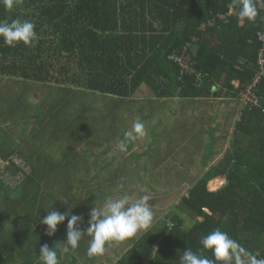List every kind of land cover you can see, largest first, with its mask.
Returning <instances> with one entry per match:
<instances>
[{
  "label": "trees",
  "instance_id": "obj_1",
  "mask_svg": "<svg viewBox=\"0 0 264 264\" xmlns=\"http://www.w3.org/2000/svg\"><path fill=\"white\" fill-rule=\"evenodd\" d=\"M230 3L231 0H19L10 10L0 4V21L29 20L37 33L33 46L20 42L11 47L0 37V83L4 82L16 101L11 114L25 115V119L36 117L51 124L52 129L47 142L42 133L35 134L34 141L29 138L24 145L16 143L10 148L0 140V160L7 162L5 170L18 179L17 184L10 185L0 175V264H42L37 234L43 230L39 225L34 227L29 217L33 201H55L51 198L58 195L42 187L48 182L64 181L66 176L56 173L54 166L63 167L67 158L73 164L83 160L82 149L73 155L67 146L62 157H50V143H55L56 137L69 146L70 130L84 137L92 134L109 142L116 140L121 122L113 117L122 118L136 103L135 95L143 85L152 91L149 96L160 99L208 98L215 94L240 98L258 71L262 45L258 31L264 7L258 6V15L250 22L241 19L239 9L230 8ZM230 11L227 20L221 18ZM193 38L198 39L194 43L195 66L206 75L197 79L185 74L180 78L181 65L170 55L182 54ZM235 80H239L237 87ZM257 93L258 102L242 104L231 145L218 163L198 176L188 196L175 204L173 212L142 235L113 242L116 248L112 251H119L114 264H178L187 248L214 260L200 241L215 229L227 232L245 250L248 255L242 254V264H251L250 257L264 259V76ZM31 99L34 104H30ZM44 99L49 100L44 101L48 109L45 113L44 102L35 103ZM89 101L99 103V118ZM29 108H33L34 115H30L33 112ZM149 108L158 112L156 107ZM83 122L99 128L94 125L85 133ZM58 130L62 132L58 134ZM64 130L65 135L58 137ZM240 137H245L243 144ZM252 138H257V143ZM14 152L25 167L32 168L23 172L16 158H11ZM223 175L226 184L210 190L208 183ZM131 177H119L117 171L111 175L109 187L101 186L100 192L110 194L116 189L123 196V190L134 183L135 176ZM112 178H118L119 183H112ZM61 186L65 188L64 183ZM148 196L154 199V195ZM64 224H58L59 236L54 234L57 249L65 243L61 236ZM66 258L58 254L62 264Z\"/></svg>",
  "mask_w": 264,
  "mask_h": 264
},
{
  "label": "crops",
  "instance_id": "obj_2",
  "mask_svg": "<svg viewBox=\"0 0 264 264\" xmlns=\"http://www.w3.org/2000/svg\"><path fill=\"white\" fill-rule=\"evenodd\" d=\"M234 85L236 87L239 86V80H235ZM215 88L218 87L216 86ZM215 91L217 92V89H213V92ZM151 92L152 91H150V88L145 87V85H143L137 91L136 93L137 95H135V98L137 99L135 101L136 103L131 104L128 107L126 113L122 116V118L117 119L116 115L113 117L117 122L118 121L121 122L118 129L116 140L114 141L110 140L109 142L108 139H103V136L100 137L99 135H92V134H90V136L88 135L87 137H84L75 133L73 130H70L72 134L68 132V136H70L69 140L72 143V145L70 144V147L67 144L64 145L63 142L59 140L61 138L56 137L55 138L56 140L53 139L55 140V143L51 142V148H56L58 146V148H60V150L63 151L65 146H67L73 152V155L75 151L79 152L80 149H82V151L84 150V153L81 151V153L83 154V160L79 164H75V162L73 164L71 159L67 158V160L64 161L65 165L63 167L54 166V168L56 169L55 172L63 173L64 176H68L69 174L87 175V177L80 178L77 182L82 187H84L85 185H91L92 180L90 176H92L93 173H96L98 179V186L96 188L98 189H101L100 188L101 186H107L106 184L109 183L111 175H114L117 171L119 177L127 176V175H131L132 177H134L136 176V174H140L144 178H147L149 175L153 173L155 169H163L162 167L167 165L166 157H164V159L161 160L162 163L160 164L156 165L155 163H153L154 156L155 155L159 156L157 152H164L162 149L165 147V145L174 144V143L176 144L179 139H177L178 136H174V135H177L179 132H180V136L185 135V133L187 132L188 125H191L193 129L199 125L200 129L198 130L199 132L198 137L203 144L202 146L204 147V145H209L210 147L211 145L212 149H214L212 150L210 148L211 151L210 154L212 157L209 155L210 159L206 161L204 160L205 167L202 168L201 171L197 174L204 173L210 166H212L215 163H218V161L222 158L226 150L230 147L231 139L233 138V134H234V129L237 123L240 121L242 108H243L241 97L239 98V96H237V97L224 98L215 94L214 96L208 98L163 97L160 99L157 97L149 96ZM212 101H216L218 109L220 107L222 108L223 106V113L220 115L216 110H214L213 118L211 117L209 118L208 116V113L210 115L209 105L211 104ZM89 102L91 105H93L92 107H95L94 109H96L97 111L96 115H98L99 118V110H100L99 103H95L94 101H89ZM226 102L229 104H227ZM139 104L142 105L140 107H137ZM152 105H156V108H158V112L155 111L156 113H153L150 110L149 106ZM181 109L184 110V113L179 111ZM231 113L232 115L230 119V116L226 114H231ZM205 118L209 119V123H205L203 121V119ZM225 118H227L228 121H226ZM137 119H139L145 125V129L147 133L146 136H144L143 138H139L135 141L127 142V150L120 151L118 149L119 141L124 138L125 131L130 130L133 122ZM108 120H110V118H108ZM183 121L186 122L184 123ZM83 123L86 124V126L81 125V128L86 129L85 133H89L91 129H93L94 125L96 126V128L99 126L97 124L92 125V124H87L85 122ZM161 128H163L165 134L161 131ZM211 129H216V131L214 132L213 130V133L207 134L206 132L210 131ZM200 130L203 133H200ZM61 132L62 130H58V134ZM191 134H195V133L191 132ZM61 135H65V130L63 131L62 134L58 135V137ZM191 136L184 138H189L193 142V137ZM154 141L160 142L159 146L156 145L152 146V143ZM194 141L198 142L197 139H195ZM183 144L184 141H181V146ZM170 148L172 151L174 149L178 150L180 147L173 149V146H170ZM151 150H153V152H151ZM134 153L135 156L133 158L131 155H134ZM101 154L104 155L101 156ZM121 154H122V158H119L115 162V156ZM48 155L50 157L53 156L54 158H59L63 156L62 153H60L59 156H54L50 154ZM145 156L147 157L144 158ZM145 161H147V163H145ZM123 170H126L127 172L124 173ZM214 179L221 181V184L217 186V188L222 187L227 182V178L225 175L215 177ZM144 181L145 179L141 180V182ZM111 182L119 183V180L118 178H112ZM48 183L51 184V182ZM145 184L150 185L151 183H145ZM64 186H70V185L64 184ZM71 186L74 185L71 184ZM190 187L191 186L185 187V185L183 184L182 187L169 189V191H183L186 190V188H190ZM72 189L74 190V188ZM142 191H147V190L145 189ZM151 192H156V191H151ZM41 202H42L41 199L37 201H33V205L30 210L31 213L29 212L30 213L29 217L31 218L32 224L35 225L34 227H36V224L39 223L38 221L39 215L46 213L48 210H51L52 207L55 208L57 203V201H55L54 203L51 202L50 199L45 200L47 204H41ZM94 202L96 203L97 199H94L92 204H94ZM79 203L81 202L79 201L78 204ZM92 204H90L89 206L77 207L76 212L89 216L88 208ZM149 204L153 205V196L150 197ZM41 209L45 211L42 212ZM57 229L61 230V228L59 229V227H57ZM80 230L83 231V229L81 228ZM61 234H62L61 236H63L66 240L67 219L65 220V224H64V232ZM57 235L59 236L58 233ZM90 240H91V236H89L85 232L81 241L79 242V247L74 251L69 249L67 253L77 254L78 252H81L84 256H88L87 249ZM108 245L112 246L111 249L115 247L113 242L106 244L107 247ZM57 250L61 253L59 255L62 256L64 254L63 252H61V249L56 248V251ZM123 252H126V250H124ZM114 262H116V260H114ZM92 264H96V263L92 262Z\"/></svg>",
  "mask_w": 264,
  "mask_h": 264
},
{
  "label": "rangeland",
  "instance_id": "obj_3",
  "mask_svg": "<svg viewBox=\"0 0 264 264\" xmlns=\"http://www.w3.org/2000/svg\"><path fill=\"white\" fill-rule=\"evenodd\" d=\"M3 84L4 82L0 83V86H3ZM7 89L8 88L6 86L0 87V140L1 141L4 140L5 142H7L5 144L6 148H10L11 146H14V144L16 143L19 145L21 144L24 145V143H26L29 138H31L32 141H34L35 140L34 135L38 133H42V139L47 142V138L52 132L51 124L47 125V123L41 122L42 120L39 121V119L36 117L25 119V115H22L19 113L16 115L14 114L12 115L10 108H13L12 105L15 104L16 101L13 98V96L8 94ZM39 95H42V94H39ZM78 95H79L78 97L80 98L82 97V94H78ZM32 100L33 99H31V101ZM44 101H49V100L44 99L40 102H35V103H41V102L43 103ZM30 104H34V101L30 102ZM46 107L47 106L45 105V102H44L43 113L48 111ZM152 107H156V105H152ZM209 107H210V115L208 113L209 118L210 117L213 118L214 110H216L220 115L223 113V106L222 108L220 107L218 109L216 101H212ZM32 109L33 108H29L30 113L33 112L31 111ZM179 111L184 113L183 109ZM30 115H34V112ZM226 115H229L231 119L232 113L226 114ZM225 120L228 121L227 118H225ZM203 121L205 123H209V119L207 118L203 119ZM199 129H200L199 125L194 129L192 128L191 125H188L187 132L185 133V135L180 136V132L177 135H174V136H178L177 137V139H179L178 142L176 144L174 143V144L165 145V147L162 149L164 152H157L159 156L158 155L154 156L153 163H155L156 165L160 164L162 163L161 160L164 159V157H166L167 165L162 167L163 169H155L153 173L149 175L147 178H144L140 174H136L135 178L131 177L133 178V181H134V183H131L133 185H130L132 190L130 189V187H126L123 190L124 195L128 194V195L133 196L134 198L141 197L143 195H154L153 205H150V207L152 208L153 214H154V219L150 227H152L158 221L162 220L164 216H166L168 213L170 214L171 212H173L172 210L175 208V204L178 201H180L183 198V196L188 195L191 187L186 188V190H183V191H169V189L180 188L182 187L183 184L185 185V187L192 186L194 182L196 181V178L198 177V175L199 177L202 175V174H197V173H199L201 169L205 167L204 160L206 161L210 159L209 158V155L211 156L210 148L212 149V147L211 145L210 147L209 145H204V147L202 146L203 144L201 140H199V137H198ZM213 130L214 132L216 131V129H211L210 131H207L206 133L207 134L213 133ZM161 131L165 134V131L163 130V128H161ZM191 132H194L195 134H191ZM3 133H6L7 136L4 135L3 137L1 135ZM200 133H203V132H201L200 130ZM190 136L193 137V142L189 138H184V137H190ZM244 138L245 137H242V138L240 137L242 141L241 144H243ZM195 139H197L198 142L197 141L195 142L194 141ZM181 141H184V144L182 146H181ZM249 141L251 142V138H249ZM256 141H257V138H252L253 143H257ZM231 142H232V139H231ZM159 144L160 142L154 141L152 143V146L153 145L159 146ZM170 146H173V149L179 148V147L180 148L178 150L174 149L171 151ZM49 148H51V143H50ZM64 152L65 151H61L60 148H58V146L56 148H51V153L54 156H59L60 153H64ZM151 152H153V150H151ZM11 155H12L11 157L12 159L13 158L20 159L19 154L16 152L12 153ZM131 156L134 158L135 153L134 155H131ZM146 157L147 156H145L144 158ZM119 158H122V154L115 156V162ZM145 163H147V161H145ZM31 168H32L31 165L30 167H27L28 170H30ZM9 174L12 175L11 172ZM0 175L7 184L11 183L12 177L6 174V170L4 171L2 168H0ZM77 176H80V174H69L68 176L64 178V181L61 183L51 182V184L48 183V185H43L42 187L43 189L53 190L56 193V195H58L57 198L53 197L51 199L57 201L55 209H57L59 212L68 213L69 209L71 208V214L80 215L83 217L82 222L79 223V227L83 229V231H85L87 227L89 226L88 221L90 217L76 212L77 207L89 206L90 204L93 203L94 198L97 197L98 198L97 202L96 203L94 202V204H92L88 208V215H89L90 210L94 207V205L99 208L103 205V203L107 199L116 198L121 195H119L116 192V189L114 190V193L110 192V194L108 191H104V190L100 192L101 189L96 188L98 186V179H97L96 173H93L92 176H90L92 180L91 185H85L84 187H82L81 185L77 183L78 180L80 179V178H77ZM131 178H130V182H132ZM67 179L69 182L67 181ZM142 179H145V181L141 182ZM62 183L69 184L70 186H65V188L63 189L61 186ZM145 183H151V184L146 185ZM71 184H73L74 186H71ZM106 185L109 187V184H106ZM219 185L218 183H215L213 186L211 182H209L208 188L210 190H217L218 189L217 186ZM72 188H74V190ZM145 189L147 191H142ZM151 191H156V192H151ZM64 200H67V201H64ZM55 201H53V203ZM79 201L81 203L78 204ZM42 209H41L42 212L45 211ZM45 215H47V212L44 214H40L38 217V221L39 219H42ZM188 221H193V220L190 217H188ZM37 225H39L40 230H43V232L37 234L38 245L41 246L47 243L49 245V248H54V250H56L55 242L57 240V237L54 235L52 238L51 237L47 238L48 235L45 232L47 226L39 224V223H37L36 226ZM145 231L146 230L138 232L137 235H142ZM105 247H106V251L102 256L88 257V256H84L81 252H78L77 254L64 253L66 255L63 254L62 256L63 258L67 257L66 258L67 264L68 262L69 264H75V263L76 264H92V262L96 264L97 263L98 264H114L115 263L114 260H116V257L119 251L116 250L115 252H113L112 251L113 248H116V247H113L111 249L112 247L111 245H108V247L107 246ZM57 254H61V253L57 252ZM66 259L63 260L65 261L64 264H66ZM59 264H62V261H59Z\"/></svg>",
  "mask_w": 264,
  "mask_h": 264
},
{
  "label": "clouds",
  "instance_id": "obj_4",
  "mask_svg": "<svg viewBox=\"0 0 264 264\" xmlns=\"http://www.w3.org/2000/svg\"><path fill=\"white\" fill-rule=\"evenodd\" d=\"M18 2L19 0H0V4L9 10ZM258 6L264 7V0H231L229 5L232 9L238 8L239 17L250 22L256 19ZM0 37L3 38L4 44L11 47L20 42L25 46H33L37 41L34 23L20 19H13L11 22L0 21ZM146 134L143 122L139 119L135 120L131 129L125 131L124 138L119 141L118 149L126 151L127 142L143 138ZM118 188L122 189L123 185H118ZM149 201L150 196L148 195L134 198L125 194L107 199L99 208L94 205L90 210L89 226L85 231H81L79 228L83 217L71 214V208L68 213H61L53 207L51 210L46 209L48 210L47 215L39 219V224L46 225V234L53 236L57 231L58 224L67 219L66 240L61 245V252L67 253L69 249L76 250L86 232L91 236L87 255L89 257L102 256L106 251V244L132 238L138 232L147 230L151 226L154 214ZM200 243L203 249L212 252L214 260L187 248L179 256L178 264H242V254L248 255L236 240L220 229H215L204 236ZM38 257L42 264H59L57 251L54 248H49L47 243L40 246ZM250 259L251 264H264V259L255 257H250Z\"/></svg>",
  "mask_w": 264,
  "mask_h": 264
},
{
  "label": "built area",
  "instance_id": "obj_5",
  "mask_svg": "<svg viewBox=\"0 0 264 264\" xmlns=\"http://www.w3.org/2000/svg\"><path fill=\"white\" fill-rule=\"evenodd\" d=\"M264 11V9H263ZM231 14V11L227 14L221 15V18L227 20V17ZM258 40L261 41L262 45L258 53V71L256 72L254 76V80L250 85L247 86L246 91L240 96L242 100V104L244 106H247V104L250 103H256L258 102V93L257 89L258 86L264 76V13L261 16L260 19V30L258 31ZM198 39L193 38V43H187V45L184 48V52L182 54H171L170 59L178 62L181 65V73H180V78H182L183 75L185 74H193L199 78H203L206 74L203 75V73L198 70L195 66V62L193 60V57L196 55V43ZM16 164L23 167V172L28 171L27 167H25V163L22 162L21 159H15ZM0 163L2 165V169L5 171V165L7 162H4L3 160H0ZM22 173V172H21ZM6 174L12 177L11 180V185L17 184V178L13 177L12 175L9 174L8 171H6Z\"/></svg>",
  "mask_w": 264,
  "mask_h": 264
},
{
  "label": "bare ground",
  "instance_id": "obj_6",
  "mask_svg": "<svg viewBox=\"0 0 264 264\" xmlns=\"http://www.w3.org/2000/svg\"><path fill=\"white\" fill-rule=\"evenodd\" d=\"M216 183H218V185H219V184H221V181L217 180Z\"/></svg>",
  "mask_w": 264,
  "mask_h": 264
}]
</instances>
